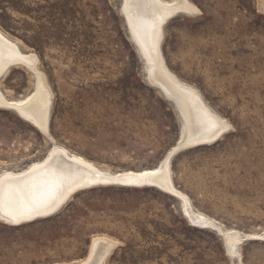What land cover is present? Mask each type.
I'll list each match as a JSON object with an SVG mask.
<instances>
[{"label": "rangeland", "instance_id": "1", "mask_svg": "<svg viewBox=\"0 0 264 264\" xmlns=\"http://www.w3.org/2000/svg\"><path fill=\"white\" fill-rule=\"evenodd\" d=\"M122 1L0 0V33L36 57L52 93L49 138L0 110V177L25 173L53 148L100 171L141 173L180 141L182 121L148 83ZM188 1L198 13L162 26L161 58L229 129L176 155L171 179L217 230L259 236L231 255L217 230L190 225L176 198L99 186L74 193L49 219L0 222V264H78L94 237L117 242L105 264H264V0ZM33 92L23 67L0 78L7 101Z\"/></svg>", "mask_w": 264, "mask_h": 264}, {"label": "bare ground", "instance_id": "2", "mask_svg": "<svg viewBox=\"0 0 264 264\" xmlns=\"http://www.w3.org/2000/svg\"><path fill=\"white\" fill-rule=\"evenodd\" d=\"M122 3V13L128 22L132 42L138 47L144 65L146 64L148 83L165 99L173 102L179 111L183 124L180 141L163 157L159 166L140 171L141 173L100 171L71 156L65 149L53 148L40 164L32 166L25 173L17 176L1 174V223L10 227L27 224L29 220L56 211L78 190L100 186L147 188L164 192L182 204L184 216L191 226L218 229L211 219L195 211L189 199L174 187L170 170L172 159L180 152L211 146L229 129L225 121L206 107L197 90L178 81L167 70L161 58L159 44L162 26L176 14L195 16L198 11L188 0H123ZM12 67H23L31 73L34 92L23 103L7 101L0 93V110H12L17 117L49 138L47 125L52 93L45 77L37 68V59L32 54L22 53L15 43L0 33V78ZM217 231L231 255L245 237L259 236L221 229ZM115 247L117 242L111 239L94 237L91 239L87 258L78 264H105Z\"/></svg>", "mask_w": 264, "mask_h": 264}, {"label": "water", "instance_id": "3", "mask_svg": "<svg viewBox=\"0 0 264 264\" xmlns=\"http://www.w3.org/2000/svg\"><path fill=\"white\" fill-rule=\"evenodd\" d=\"M122 9V8H121ZM121 15H122V18H123V21H124V24H125V28H126V32H127V35H128V37H129V39H130V41L132 42V37H131V34H130V30H129V27H128V25H127V23H126V20H125V18H124V16H123V14H122V11H121ZM132 44L134 45V47H135V49H136V51H137V53H138V55H139V57H140V59L142 60V62L144 63V59H143V57H142V55L140 54V52L138 51V47L132 42ZM158 91V90H157ZM173 106H174V108H175V110H176V112L177 113H179V111L177 110V107L175 106V104L174 103H172V102H170ZM179 116V115H178ZM179 119H180V116H179ZM175 156V155H174ZM171 159H172V157H171ZM91 188H93V186H90V187H85V188H82V189H80V190H78V192L79 191H84V190H89V189H91ZM76 193V192H75ZM74 194V193H73ZM73 196V195H72ZM66 202L67 201H65L56 211H54L53 213H51V214H49V215H46V216H44V217H36V218H34V219H32V220H29L28 221V223L27 224H30V223H33V222H36V221H40V220H45V219H49L51 216L50 215H52V214H54V213H57L65 204H66ZM22 224H24V223H22ZM22 224H18L16 227H20V226H22Z\"/></svg>", "mask_w": 264, "mask_h": 264}]
</instances>
